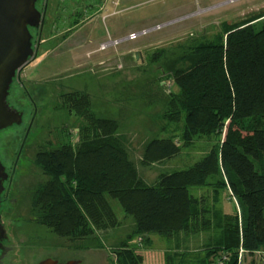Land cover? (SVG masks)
<instances>
[{"label": "rangeland", "instance_id": "rangeland-1", "mask_svg": "<svg viewBox=\"0 0 264 264\" xmlns=\"http://www.w3.org/2000/svg\"><path fill=\"white\" fill-rule=\"evenodd\" d=\"M57 1L50 0L37 54L21 70L20 80L13 79L7 96L8 104L22 112V120L0 131V160L5 171L12 172L1 194L2 245L8 250L0 251V264L47 260L59 264H202L206 248L215 246L219 233L215 215L240 216L241 212L227 186L218 185L220 177L224 180L222 174L189 188L205 210L206 229L170 237L151 234L145 241L133 234V218L109 199L117 218L114 225L89 226L60 236L38 222L39 207L32 206L34 192L48 179L35 164V156L59 147L69 135L77 139L83 112L70 109L62 95L83 92L90 87L88 82L95 95V104H91L92 92L88 94L89 109L95 116L117 121V133L143 182L153 185L160 174L194 164L217 147L222 136L196 133L185 137L184 115L179 114L177 120L167 117L169 95L177 90L171 74L190 64L197 44L223 36L227 27L257 18L254 25L258 28L264 6L255 11L249 8L259 7L264 0H64L56 9ZM218 1L222 3L212 10H199ZM56 11L58 20L53 24ZM75 17H79L77 23L65 22ZM142 29L147 32L127 38ZM101 41L107 44L103 49L99 48ZM33 107L34 122L22 142ZM168 136L179 141L180 152L169 159L142 163L146 143ZM262 254L264 248L252 254L239 249L235 262L254 264ZM212 259L209 256L207 264Z\"/></svg>", "mask_w": 264, "mask_h": 264}, {"label": "trees", "instance_id": "trees-1", "mask_svg": "<svg viewBox=\"0 0 264 264\" xmlns=\"http://www.w3.org/2000/svg\"><path fill=\"white\" fill-rule=\"evenodd\" d=\"M259 17L258 28L257 18H250L227 27L223 36L201 41L190 64L171 74L177 90L169 95L167 117L184 115L185 137L199 133L222 138L194 164L160 174L153 185L138 177L116 120L95 116L85 92L62 95L70 109L83 112L84 120L75 141L69 135L59 147L35 156L48 177L32 197V206L40 211L38 222L60 236L114 225L117 218L109 201L114 199L133 218V234L145 241L151 234L197 232L209 224L189 188L222 174L218 185L227 186L241 212L215 215L219 233L202 264L225 253L233 254L227 264H236L239 249L252 254L264 248V14ZM248 120L253 123L247 125ZM180 150L172 136L154 138L146 143L141 162L169 159ZM254 264H264V259Z\"/></svg>", "mask_w": 264, "mask_h": 264}, {"label": "water", "instance_id": "water-1", "mask_svg": "<svg viewBox=\"0 0 264 264\" xmlns=\"http://www.w3.org/2000/svg\"><path fill=\"white\" fill-rule=\"evenodd\" d=\"M35 0H0V131L19 124L22 115L7 102L13 79L33 58L29 27L39 22ZM8 177L0 161V192ZM5 229L0 223V240Z\"/></svg>", "mask_w": 264, "mask_h": 264}, {"label": "flooded vegetation", "instance_id": "flooded-vegetation-1", "mask_svg": "<svg viewBox=\"0 0 264 264\" xmlns=\"http://www.w3.org/2000/svg\"><path fill=\"white\" fill-rule=\"evenodd\" d=\"M64 0H58L56 3H55V6H56V9H58V6L61 5V3H63ZM65 2V1H64ZM49 4H50V0H35L34 1V7L35 9L39 12L40 14V19H39V22L36 26L34 27H29V32L31 34V46H32V49H33V57L37 54V51L39 49V47L41 46V37H42V32H43V26H44V23L46 21V18H47V13H48V10H49ZM80 4V6L82 5V3H79L78 2V5ZM79 11V10H78ZM80 13H81V10H80ZM58 15L57 11L54 13L53 15V18L50 22H52L53 24H55V22L58 20V17L56 16ZM78 15H79V12H78ZM82 15V14H81ZM76 19H68L66 20L65 22L67 23H77L79 21V17H75ZM69 21V22H68ZM103 43V41H101L100 45ZM100 48V46H99ZM101 49V48H100ZM20 73L14 78V79H17V80H20V77H19ZM34 105V104H33ZM34 110V111H33ZM19 112V111H18ZM34 112V113H33ZM19 113H21L22 115V112L20 111ZM32 113L30 115V119L28 120V124L24 130V135H23V141H25V138L34 122V118H35V107L32 108ZM1 161V160H0ZM2 163V161H1ZM3 164V163H2ZM4 166V165H3ZM5 170V168H4ZM13 171V170H12ZM6 172V171H5ZM7 173V172H6ZM8 177L6 180L3 181V189L2 191L0 192V203L2 202V198H1V194L3 193V190H4V182L6 181H10L11 180V177H12V172L10 174H8ZM0 223H1V220H0ZM5 235V234H4ZM5 237V236H4ZM4 237L0 240V251L3 250L4 251H7L8 248H4L3 245H2V242H3V239ZM41 264H59L57 261H53V260H47V261H43Z\"/></svg>", "mask_w": 264, "mask_h": 264}, {"label": "crops", "instance_id": "crops-1", "mask_svg": "<svg viewBox=\"0 0 264 264\" xmlns=\"http://www.w3.org/2000/svg\"><path fill=\"white\" fill-rule=\"evenodd\" d=\"M224 2V1H223ZM220 3H222V2H220V1H218L217 3H214V4H211V5H204L203 7H201V8H199V10L200 11H203V12H207V11H209V10H212V9H214L216 6H219V4ZM264 6V3L263 4H261L259 7H255L254 8V6H253V8H249V11H255V10H257L258 8L259 9H261L262 7ZM183 8H185L186 7V4L185 5H183L182 6ZM250 9H252V10H250ZM263 10V9H262ZM194 14H196V11L195 12H192V13H189V14H187L186 16H183L184 18H187L188 16H190V15H194ZM244 13L243 12H241V15H243ZM260 18H262V17H260ZM131 33V32H130ZM142 47H146V45H143ZM138 48H140V46H138ZM138 48H137V50H138ZM87 85H89L90 87H92L91 85L92 84H89L88 82H87ZM90 87H88V88H86L85 87V89H81L83 92H85V93H87V94H89L90 95V93L92 92V96L90 97L91 98V104H95L94 103V99H95V95H94V93H93V87H92V89H90ZM96 116H98V117H102L101 115H99V114H96ZM103 118H108V117H103ZM112 119V118H111ZM126 149V148H125ZM127 151V150H126ZM127 154H128V152H127ZM259 250H261V249H259ZM259 250L257 251V252H259ZM262 256H263V258H262V260L264 259V254H262Z\"/></svg>", "mask_w": 264, "mask_h": 264}, {"label": "built area", "instance_id": "built-area-1", "mask_svg": "<svg viewBox=\"0 0 264 264\" xmlns=\"http://www.w3.org/2000/svg\"><path fill=\"white\" fill-rule=\"evenodd\" d=\"M229 1H232V0H229ZM147 32V29H142L140 32H131L127 35V38L129 39H132V38H135L137 37L139 34H143ZM117 40L115 41H109L110 43H114L116 42ZM107 46V44L105 42H103L101 45H100V48L103 49ZM139 239H141L139 237ZM240 251H242V249H240ZM240 258V257H239ZM229 260V255L227 253L225 254H222V256H220V258H216L215 260L212 259V264H227V261Z\"/></svg>", "mask_w": 264, "mask_h": 264}]
</instances>
